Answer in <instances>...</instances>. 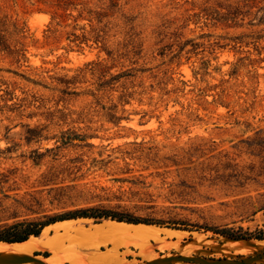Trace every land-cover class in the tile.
Segmentation results:
<instances>
[{
	"label": "rangeland",
	"instance_id": "374dc122",
	"mask_svg": "<svg viewBox=\"0 0 264 264\" xmlns=\"http://www.w3.org/2000/svg\"><path fill=\"white\" fill-rule=\"evenodd\" d=\"M85 209L153 223L76 218L62 264L264 263L206 229H264V0H0V232Z\"/></svg>",
	"mask_w": 264,
	"mask_h": 264
},
{
	"label": "bare ground",
	"instance_id": "6f19581e",
	"mask_svg": "<svg viewBox=\"0 0 264 264\" xmlns=\"http://www.w3.org/2000/svg\"><path fill=\"white\" fill-rule=\"evenodd\" d=\"M73 221L76 220L75 219L63 220L51 224L56 226L57 232L59 231V233H55L52 235L47 234L49 227H51L50 225H48L44 228V231L46 233H41L38 236L33 235L25 241L22 242L0 241V252L24 255L31 253L35 249H45L52 252L51 257L45 258L47 261L55 264H62V261L59 260L61 259V254L64 251H71V250L80 251L79 249L83 246L82 241L71 233V231L74 229L72 225ZM107 221L111 223H116L118 225L130 226L133 227V229L134 227L144 225L141 223L135 225L126 222H117L114 220L113 221L107 220ZM67 242H69V244H66ZM139 256L140 255L136 253L133 259H130V254L122 255L118 253V251H114L107 254H98L96 256V260L98 262H105L106 264H163V260L157 254L144 255L143 258L142 257L139 258ZM82 258L84 259L85 262H89V259L85 254H82Z\"/></svg>",
	"mask_w": 264,
	"mask_h": 264
},
{
	"label": "trees",
	"instance_id": "16d2710c",
	"mask_svg": "<svg viewBox=\"0 0 264 264\" xmlns=\"http://www.w3.org/2000/svg\"><path fill=\"white\" fill-rule=\"evenodd\" d=\"M117 218L119 221H127L132 223H146L151 224L152 221L148 219H138V218H125L122 216L117 217L116 215H111L109 212L101 211L99 213H94L92 210H79L74 211L70 213H66L63 215H57L54 217H50L48 220L35 222V223H18L8 229H5L0 232V241H6V242H22L27 239H29L31 236H38L41 234L42 230L53 223H56L58 221L68 220V219H76V218H88V217H109ZM206 229H211L215 233H218L221 236L234 238V239H258L263 240L264 239V229H260L256 232H249L244 231L243 229H233L230 227H206ZM38 254V253H36ZM225 264V263H223ZM230 264H236V263H230ZM242 264H264V263H242Z\"/></svg>",
	"mask_w": 264,
	"mask_h": 264
}]
</instances>
